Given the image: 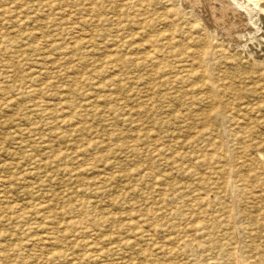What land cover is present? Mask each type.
I'll return each instance as SVG.
<instances>
[{
	"label": "rangeland",
	"instance_id": "rangeland-1",
	"mask_svg": "<svg viewBox=\"0 0 264 264\" xmlns=\"http://www.w3.org/2000/svg\"><path fill=\"white\" fill-rule=\"evenodd\" d=\"M66 1L0 0V264H264L263 7L240 0L246 22L226 34L191 28L176 0ZM140 1L147 17L177 13L147 28L183 51L158 74L127 61ZM204 46L220 48L205 61L235 121L192 88L202 67L188 50Z\"/></svg>",
	"mask_w": 264,
	"mask_h": 264
},
{
	"label": "bare ground",
	"instance_id": "bare-ground-1",
	"mask_svg": "<svg viewBox=\"0 0 264 264\" xmlns=\"http://www.w3.org/2000/svg\"><path fill=\"white\" fill-rule=\"evenodd\" d=\"M94 1H96V0H94ZM131 1V0H130ZM133 1V0H132ZM141 1H144V0H141ZM140 1V4H139V6L138 7H136V9H135V13H134V15L135 16H137L140 20H142V22H138V23H141V30H139V31H137V35L140 37V38H142V37H144V38H142V41H140V42H134V41H132V42H130L131 44H133V47H136L135 48V51H132V53L130 54V56L127 58V61H128V63L130 62L131 64H133V65H135V66H139L140 64L142 65V64H144V63H147V64H151V65H156V66H158L157 68H154V69H152V74H158V73H161L164 69H166V68H169V67H172V66H174L173 65V63H172V65L171 64H169V63H167V62H165L164 61V59L166 58V56H168V55H172V56H174V58H175V54H182V49H177V51H178V53H176V52H174L175 54H170V53H168V52H166V51H163L162 50V46H161V44H159L158 42L160 41V38H159V36H161V34H158V35H148L147 34V28H150L151 29V27H150V25H151V23H152V21H153V19L152 18H154L156 21H160L161 22V20L162 19H167V20H171L172 18H171V14L173 13V14H177L175 11H173L171 14H169L168 12H165V14H159V15H157V16H154V17H147V14L149 13V11L147 12V10H146V5H144V3L143 2H141ZM170 1V0H169ZM235 1H236V3H235ZM250 1H252L254 4H260L262 7H263V9H264V0H250ZM6 2V1H5ZM17 2V1H16ZM21 2V1H20ZM65 2H67L66 0H65ZM71 2V1H70ZM123 2V1H122ZM176 2H177V4H178V14L177 15H179V18L180 17H182V13H189V15H192L191 17H196V20L194 21V22H187V23H189L190 25H191V28H193V27H198V28H201V29H203V30H207V29H210V30H212V31H218V30H223L224 32H226V34H230L231 33V31H233V29H234V26L235 25H237V24H241L242 25V23H243V25H244V23L246 22L245 21V18L247 17V15H245V13L243 12V11H241V9L239 8V6H237V5H240L241 7H243L244 6V4H245V2H240V0L239 1H237V0H176ZM8 3H9V1H8ZM19 2H17L16 4H18ZM96 3V2H95ZM101 3V2H100ZM134 3H136V2H134ZM248 3V2H247ZM59 4H61L62 5V3H60V1H59ZM59 4H56L57 6L59 5ZM85 4V3H84ZM102 4V3H101ZM131 4V3H130ZM145 4H146V2H145ZM22 5V4H21ZM61 5H59V6H61ZM68 5V4H67ZM246 5H249V4H246ZM4 6V5H3ZM14 6V5H13ZM38 6V5H37ZM73 6V5H72ZM102 6H103V4H102ZM144 6V7H143ZM256 6H258V5H256ZM12 7V6H11ZM31 7H33V6H31ZM46 5H45V9H46ZM50 7V6H49ZM249 7V6H248ZM15 8H16V6H15ZM40 8V7H39ZM42 8V7H41ZM61 8V7H60ZM63 8V7H62ZM61 8V9H62ZM95 8V7H94ZM185 8L188 10V11H183V10H185ZM11 9V8H10ZM34 10H36L35 9V7L33 8ZM43 9V8H42ZM57 9V8H56ZM59 9V8H58ZM77 9H79V8H77ZM81 9H83V8H81ZM80 9V10H81ZM84 9H87V8H84ZM116 9V8H115ZM9 10V9H8ZM14 10H16V9H14ZM97 10V9H96ZM173 10V9H172ZM176 10V9H175ZM183 12H182V11ZM250 10V9H249ZM11 11H12V9H11ZM10 11V13H12ZM17 11V10H16ZM20 11V10H19ZM54 11V10H53ZM73 11V10H72ZM78 11V10H77ZM98 11H100V8L98 9ZM247 11V10H246ZM1 12V11H0ZM14 12V11H13ZM22 12V11H21ZM28 12V11H27ZM34 12V11H33ZM68 12V11H67ZM79 12H81V11H79ZM87 12V11H86ZM29 13V12H28ZM35 13V12H34ZM45 13V12H44ZM94 13H95V11H94ZM96 13H97V11H96ZM101 13V12H100ZM124 13H127V12H124ZM2 14H3V12H2ZM20 14V13H19ZM32 14V13H31ZM38 14V13H37ZM51 14H54V13H51ZM57 14H59L58 12H57ZM70 14V13H69ZM78 14V13H77ZM76 14V15H77ZM29 15H30V13H29ZM60 15H61V12H60ZM80 15V14H79ZM84 15V14H83ZM82 15V16H83ZM87 15V14H86ZM88 15H90V14H88ZM87 15V16H88ZM101 15V14H100ZM249 15V14H248ZM12 16V15H11ZM15 16V15H14ZM24 16V15H23ZM44 16V15H43ZM110 16V15H109ZM22 17V16H21ZM31 17V16H30ZM37 17V16H36ZM40 17H42V16H40ZM63 17H64V15H63ZM84 17V16H83ZM86 17V16H85ZM24 18V17H23ZM38 18V17H37ZM75 18H76V16H75ZM88 18V17H87ZM136 18V17H135ZM12 19V18H11ZM10 18H9V20H11ZM13 19H14V17H13ZM29 19V18H28ZM32 19V18H31ZM34 19V18H33ZM70 19V18H69ZM78 19V18H77ZM102 19V18H101ZM118 19V18H117ZM35 20H37V19H35ZM90 20V19H89ZM107 20V19H106ZM119 20V19H118ZM178 20V19H177ZM247 20V19H246ZM248 20H250L249 18H248ZM252 21H253V19H251ZM13 21V20H12ZM33 21V20H32ZM57 21H58V19H57ZM166 21V20H165ZM193 21V20H192ZM9 22V21H8ZM120 22H121V20H120ZM167 22V21H166ZM256 22H257V20H256ZM31 23V22H30ZM29 23V24H30ZM53 24H54V22H52ZM57 23V22H56ZM59 23V22H58ZM80 23V22H79ZM87 23V22H86ZM154 23V22H153ZM186 23V24H187ZM25 24V23H24ZM93 24V23H92ZM164 24V23H163ZM188 24V25H189ZM247 24V23H246ZM22 25V24H21ZM39 25V24H38ZM55 26V25H54ZM59 26V25H58ZM62 26V24H60V27ZM67 25H65L64 27H66ZM112 26V25H111ZM247 26V25H246ZM249 26V25H248ZM11 27V26H10ZM13 27V26H12ZM22 27V26H21ZM67 27H69V26H67ZM66 27V28H67ZM71 27V26H70ZM89 27H91V26H89ZM125 27V26H124ZM127 27V26H126ZM240 27V26H239ZM55 28V27H54ZM65 28V30H67ZM92 28V27H91ZM245 28H249V27H245ZM259 29H260V27H258ZM57 29V28H56ZM55 29V30H56ZM69 29V28H68ZM116 29V28H115ZM189 29V28H188ZM196 29V28H195ZM85 30V29H84ZM92 30V29H91ZM126 30V29H125ZM137 30H138V28H137ZM172 30V29H171ZM194 30V29H193ZM197 30V29H196ZM235 30V29H234ZM57 31V30H56ZM117 31V30H116ZM165 31V30H164ZM174 31V30H173ZM260 31V30H259ZM16 32V31H15ZM63 32H64V30H63ZM77 32V31H76ZM91 32V31H90ZM222 32V31H221ZM92 33V32H91ZM90 33V34H91ZM136 32H134L133 33V36H134V34H135ZM238 33V32H237ZM14 34V33H13ZM44 34V33H43ZM110 34V33H109ZM187 34V33H186ZM206 35V34H205ZM224 35V34H223ZM34 36V35H33ZM57 36V35H56ZM68 36V35H67ZM87 36V35H86ZM91 36V35H90ZM92 36H94V35H92ZM91 36V37H92ZM125 36H127V35H125ZM215 36V35H214ZM221 36V35H220ZM219 36V37H220ZM225 36V35H224ZM228 36V35H227ZM43 37V36H42ZM46 37V36H45ZM71 37V36H70ZM124 37V36H123ZM168 36H166V37H164V38H167ZM201 37V36H200ZM232 37V36H231ZM238 37V36H237ZM236 37V38H237ZM13 38V37H12ZM12 38H10V39H12ZM68 38H69V36H68ZM135 38V37H134ZM176 38V37H175ZM185 38V37H184ZM203 38V37H202ZM233 38V37H232ZM240 38V37H239ZM34 39V38H33ZM52 39H54V38H52ZM72 39V38H71ZM101 39V38H100ZM109 39V38H108ZM113 38H111V40H112ZM118 40H119V38H117ZM179 39V38H178ZM213 39V38H212ZM228 39H229V37H228ZM38 40V39H37ZM170 40V39H169ZM218 40H220V39H218ZM35 41V40H34ZM51 41V40H50ZM62 41V40H61ZM113 41V40H112ZM228 41H230V40H228ZM232 41V40H231ZM6 42V41H5ZM117 42V41H116ZM129 42V41H128ZM127 42V43H128ZM202 42V41H201ZM51 43V42H50ZM109 43V42H108ZM170 43V41L168 42V44ZM179 44H180V42H178ZM233 43V45L232 46H234L235 44H234V42H232ZM231 43V44H232ZM86 44V43H85ZM111 44H113V43H111ZM118 44V43H117ZM116 44V45H117ZM120 44V43H119ZM217 44V43H216ZM229 44V43H228ZM31 45H33V44H31ZM52 45H55V44H52ZM123 45V44H122ZM121 45V46H122ZM165 45H166V43H165ZM194 45V44H193ZM221 45V44H220ZM8 46V45H7ZM78 46H80V45H78ZM77 46V47H78ZM126 46V45H125ZM4 47H5V45H4ZM14 47V46H13ZM55 47H56V45H55ZM54 47V48H55ZM59 47V49H60V46H58ZM66 47V46H65ZM103 47H105L104 45H103ZM216 47V46H215ZM7 48V47H6ZM57 48V47H56ZM64 48V47H63ZM98 48V47H97ZM182 48V47H181ZM217 48V47H216ZM227 48V47H226ZM36 49V48H35ZM43 49V48H42ZM53 49V48H52ZM132 49V48H131ZM214 49V48H213ZM212 48L211 49H209L208 47H200L199 49L198 48H193V49H189L188 50V53H189V55H193V56H195L199 61V63H200V65L199 66H201L202 68L201 69H197V70H191V69H189L188 71H189V75H191V76H194L195 77V79L197 78L198 79V82L199 81H202L201 83H199V84H193V86H192V88L194 89V90H198V91H202V89L203 88H206L207 87V90H208V95L207 96H209L210 97V100H211V103L212 102H218L217 104L218 105H216L214 108H215V116L217 117V118H221V119H223V120H225V119H228L230 122L231 121H235L233 118H228L227 116H225L226 114H224L225 112H222V107H221V103H222V101H216V100H219V99H221V97H220V95H222V94H220L222 91H221V88H220V84L222 83V81H221V83L219 84V81H220V78L219 77H217V76H215L214 75V73H213V71H212V69H210V67H208V65L206 64V61H205V58H207L208 56H212V55H214L215 54V51H220V48H218V49H215V51L213 50ZM224 49V48H223ZM55 50V49H54ZM82 50H83V47H82ZM6 51L8 52V48L6 49ZM5 51V52H6ZM55 51H57V50H55ZM67 51V50H66ZM66 51H63V52H66ZM79 51V50H78ZM92 51V50H91ZM128 51V50H127ZM131 51V50H130ZM13 52V51H12ZM58 52V51H57ZM56 52V53H57ZM248 52V51H247ZM9 53V52H8ZM7 53V54H8ZM252 53V52H251ZM46 54V53H45ZM65 54V53H64ZM82 54V53H81ZM87 54V53H86ZM89 54V53H88ZM5 55V54H4ZM9 55V54H8ZM19 55H21V54H19ZM39 55V54H38ZM218 55V54H217ZM217 55H215V56H217ZM230 55V54H229ZM13 56V55H12ZM40 56V55H39ZM65 56V55H64ZM251 56H252V54H251ZM4 57V56H3ZM11 57V56H10ZM18 57V56H17ZM82 57H83V55H82ZM88 57V56H87ZM27 58V57H26ZM41 58V57H40ZM43 58V57H42ZM98 58V57H97ZM118 59L120 58V57H117ZM219 58V57H218ZM226 58V57H225ZM247 58V57H246ZM3 59V58H2ZM15 59V58H14ZM37 59V58H36ZM43 59H45V58H43ZM53 59V58H52ZM63 59V58H62ZM87 59V58H86ZM238 59H239V57H238ZM4 60V59H3ZM29 60V59H28ZM31 60V59H30ZM34 60V59H33ZM56 60V59H55ZM98 60V59H97ZM175 60H179L178 58H176ZM181 60V59H180ZM20 61H22V60H20ZM82 61H84V60H82ZM94 61H95V59H94ZM105 61H106V63H107V66H109V67H111L112 65H115L114 64V51H112L111 49H108L107 50V53L105 54ZM209 61V60H208ZM250 61V60H249ZM54 62V61H53ZM117 62V61H116ZM122 62V61H121ZM172 62V61H171ZM263 62V61H262ZM14 63V62H13ZM41 63V62H40ZM78 63V62H77ZM119 63V62H118ZM123 63V62H122ZM121 63V64H122ZM183 63V62H182ZM209 63V62H208ZM34 64V63H33ZM125 64V63H124ZM228 64V63H227ZM1 65V64H0ZM8 65V64H7ZM24 65H26V62H25V64ZM23 65V66H24ZM31 65V64H30ZM85 65H88V64H85ZM130 65V64H129ZM184 65V64H183ZM10 66V65H9ZM35 66V65H34ZM33 66V67H34ZM40 66V65H39ZM122 66V65H121ZM145 66V65H144ZM28 67V66H27ZM27 67H25V68H27ZM119 67H120V65H119ZM149 67V66H148ZM1 68V67H0ZM69 68V67H68ZM67 68V69H68ZM113 68V67H112ZM121 68V67H120ZM151 68V67H150ZM215 68V67H214ZM217 68H218V65H217ZM216 68V69H217ZM223 68V67H222ZM2 69V68H1ZM0 69V70H1ZM6 69H8V67H6ZM10 69H11V67H10ZM23 69V68H22ZM29 69V68H28ZM72 69V68H71ZM93 69V68H92ZM107 68H105L104 70H106ZM111 69V68H110ZM109 69V71H111ZM136 69V68H135ZM141 69V68H140ZM146 69V68H145ZM2 70H4V69H2ZM25 70H27V69H25ZM116 70V69H115ZM125 70V69H124ZM127 70V69H126ZM222 70H224V69H222ZM7 71H9V70H7ZM108 71V72H109ZM131 72H132V69L130 70ZM141 71V70H140ZM187 71V70H186ZM214 71H216V70H214ZM33 72V71H32ZM47 72V71H46ZM71 72V71H70ZM105 72V71H104ZM106 72H107V70H106ZM115 72V71H114ZM126 72V71H125ZM134 72V71H133ZM218 72H220V71H218ZM12 73H14V72H12ZM31 73V72H30ZM34 73H36V72H34ZM43 73V72H42ZM91 73V72H90ZM96 73H97V75H98V73H100L99 71H96ZM95 73V74H96ZM102 73V72H101ZM111 73V72H110ZM151 73V72H150ZM149 73V74H150ZM164 73V72H163ZM162 73V74H163ZM27 74V73H26ZM32 74V73H31ZM103 74V73H102ZM115 74V73H114ZM117 74V73H116ZM127 74H129V73H127ZM135 74V73H134ZM6 75V74H5ZM14 74H12V76H13ZM28 75V74H27ZM43 75V74H42ZM136 75V74H135ZM164 75H166V74H164ZM184 75V74H183ZM3 76V75H2ZM11 76V75H10ZM31 76V75H30ZM159 76V75H158ZM185 76V75H184ZM32 77V76H31ZM64 77V76H63ZM2 78V80H4L3 78H5L4 76L3 77H1ZM11 78H13V77H11ZM34 78H36V77H34ZM135 78V77H134ZM149 78H151V77H149ZM153 78V77H152ZM191 78V77H190ZM257 78H258V76H257ZM264 78V77H263ZM16 79V78H15ZM193 79V78H192ZM196 79V80H197ZM255 79V78H254ZM37 80V79H36ZM123 80V79H122ZM148 80H150V79H148ZM167 80V79H166ZM174 80V79H173ZM187 80V79H186ZM190 80V79H189ZM259 80H261V79H259ZM7 81V80H6ZM42 81V80H41ZM172 81V80H171ZM232 81V80H231ZM34 82V81H33ZM38 82V81H37ZM36 82V83H37ZM139 82H140V79H139ZM145 82V81H144ZM161 82V81H160ZM175 82V81H174ZM224 82V81H223ZM264 82V81H263ZM36 83H35V85H36ZM40 83V82H39ZM38 83V84H39ZM43 83V82H42ZM45 83V82H44ZM130 83V82H129ZM152 83V82H151ZM166 83V82H165ZM230 83H232V82H230ZM256 83H258V82H256ZM33 84V83H32ZM31 84V85H32ZM96 84V83H95ZM192 84V83H191ZM223 84V83H222ZM221 84V85H222ZM25 85V84H24ZM34 85V84H33ZM32 85V86H33ZM155 85V84H154ZM177 85V84H176ZM175 85V86H176ZM206 85V86H205ZM226 86H227V84H225ZM23 86V85H22ZM30 86V85H29ZM110 86V85H109ZM168 86H170V85H168ZM182 86V85H181ZM203 86H205V87H203ZM255 86V85H254ZM4 87V86H3ZM26 87V86H25ZM24 87V88H25ZM28 87V86H27ZM36 87H38V86H36ZM160 87V86H159ZM228 87V86H227ZM2 88V87H1ZM46 88V87H45ZM45 88H43V89H45ZM127 88H129V87H127ZM152 88V87H151ZM175 88V87H174ZM3 89V88H2ZM13 89H14V87H13ZM106 89V88H105ZM145 89V88H144ZM187 89V88H186ZM255 89V88H254ZM4 90V89H3ZM46 90V89H45ZM77 90V89H76ZM115 90V89H114ZM164 90V89H163ZM174 90V89H173ZM206 90V91H207ZM14 91H16V90H14ZM44 91V90H43ZM47 91V90H46ZM96 91V90H95ZM99 91V90H98ZM121 91V90H120ZM159 91V90H158ZM231 91V90H230ZM257 91V90H256ZM24 92H26V91H24ZM24 92H23V94H24ZM30 92V91H29ZM28 92V93H29ZM94 92V91H93ZM116 92V91H115ZM204 92V91H203ZM226 92V91H225ZM16 93V92H15ZM20 92H18L17 94H19ZM32 93H33V90H32ZM35 93H37V92H35ZM125 93V92H124ZM153 93V92H152ZM5 94V93H4ZM21 94V93H20ZM34 94V93H33ZM233 94V93H232ZM25 95V94H24ZM23 95V96H24ZM27 95V94H26ZM32 95V94H31ZM31 95H29L28 94V96H30L31 97ZM35 95V94H34ZM37 95V94H36ZM87 95V94H86ZM226 95V94H225ZM243 95V94H242ZM55 96V95H54ZM57 96V95H56ZM55 96V97H56ZM95 96V95H94ZM233 96V95H232ZM250 96H252V95H250ZM21 97L22 96H20V99H21ZM34 97V96H33ZM38 97V96H37ZM43 97V96H42ZM63 97V96H62ZM61 97V98H62ZM129 97V96H128ZM131 97V96H130ZM148 97V96H147ZM160 97H162V95L160 96ZM18 98H19V96H18ZM58 98V97H57ZM88 98V97H87ZM165 98V97H164ZM30 99H32V98H30ZM40 99V98H39ZM38 99V100H39ZM50 99V98H49ZM55 99V98H54ZM150 99V98H149ZM227 99V98H226ZM47 100V99H46ZM63 100H65V99H63ZM175 100V99H174ZM196 100V99H195ZM209 100V101H210ZM53 101V100H52ZM103 101V100H102ZM130 101V100H129ZM150 101V100H149ZM176 101V100H175ZM185 101V100H184ZM205 101H207V100H205ZM244 101V100H243ZM39 102V101H38ZM37 102V103H38ZM131 102V101H130ZM155 102V101H154ZM241 102H242V100H241ZM88 103V102H87ZM195 104V103H194ZM202 103H200L199 105H201ZM259 104V103H258ZM65 105H66V103H65ZM100 105V104H99ZM116 105V104H115ZM237 105V104H236ZM54 106V105H53ZM87 106V105H86ZM90 106H92V105H90ZM124 106V105H123ZM132 106V105H131ZM197 106V105H196ZM69 107V106H68ZM73 107V106H72ZM79 107V106H78ZM70 108H71V106H70ZM92 108V107H91ZM113 108H115V107H113ZM112 108V109H113ZM236 108V107H235ZM138 109V108H137ZM178 109V108H177ZM41 110V109H40ZM235 110V109H234ZM257 110H259V109H257ZM89 111V110H88ZM145 111V110H144ZM190 111V110H189ZM194 111V110H193ZM198 111V110H197ZM229 111V110H228ZM148 112V111H147ZM146 112V113H147ZM261 112V111H260ZM259 112V113H260ZM114 113V112H113ZM143 113H145V112H143ZM229 113H231V112H229ZM235 113V112H234ZM254 113H255V111H254ZM78 114V113H77ZM136 114V113H135ZM209 114V113H208ZM228 114V113H227ZM258 114V113H257ZM263 114V113H262ZM62 115V114H61ZM229 115V114H228ZM236 115V114H235ZM240 115V114H239ZM249 115V114H248ZM44 116H45V114H44ZM46 117H47V115H46ZM226 117V118H225ZM241 117V116H240ZM261 117V116H260ZM189 118H190V116H189ZM206 118V117H205ZM214 118V117H213ZM119 119V118H118ZM83 120V119H82ZM257 120V119H256ZM61 121H62V119H61ZM69 121V120H68ZM90 121H91V119H90ZM119 121H120V119H119ZM204 121H205V119H204ZM239 121V120H238ZM258 121V120H257ZM67 122V121H66ZM74 122V121H73ZM209 122V121H208ZM241 122V121H240ZM165 123V122H164ZM167 123V122H166ZM179 123V122H178ZM212 123V122H211ZM220 123V122H219ZM236 123H238L239 124V122H237V120H236ZM235 123V124H236ZM250 123V122H249ZM68 124V123H67ZM158 124V123H157ZM160 124V123H159ZM163 124V123H162ZM237 124V125H238ZM241 124H243V123H241ZM241 124H239L237 127H238V129H237V132L240 130L241 131V129H243L244 127H242L241 126ZM167 125V124H166ZM171 125V124H170ZM227 125H228V123H227ZM231 125V124H230ZM50 126V125H49ZM74 126V125H73ZM171 126H174V125H171ZM248 126V125H247ZM164 127V126H163ZM233 127V126H232ZM236 127V128H237ZM35 128V127H34ZM227 128V127H226ZM230 128V127H229ZM245 128H247L246 127V125H245ZM263 128V127H262ZM36 129V128H35ZM40 129V128H39ZM171 129V128H170ZM166 130V129H165ZM231 130V129H230ZM23 131V130H22ZM21 131V132H22ZM35 131V130H34ZM37 131V130H36ZM77 131V130H76ZM236 131V130H235ZM20 132V133H21ZM78 132V131H77ZM80 132V131H79ZM233 132V131H232ZM237 132H234L235 134L237 133ZM92 133V132H91ZM179 134V133H178ZM181 134V133H180ZM198 134V133H197ZM228 134H230V133H228ZM67 135V134H66ZM186 135V138H187V134H185ZM195 135V134H194ZM243 135V134H242ZM55 136V135H54ZM156 136V135H155ZM183 136V135H182ZM181 136V137H182ZM244 136V135H243ZM253 136V135H252ZM245 137V136H244ZM251 137V136H250ZM93 138H94V136H93ZM234 139V138H233ZM145 140V139H144ZM241 141V140H240ZM156 142V141H155ZM162 142V141H161ZM181 143V142H180ZM246 143V142H245ZM74 144V143H73ZM70 146V145H69ZM74 147V146H73ZM80 147V146H79ZM162 147V146H161ZM177 147V146H176ZM229 147H231V145L229 146ZM228 147V148H229ZM245 148H246V146H245ZM88 149V148H87ZM227 149V148H226ZM177 150V149H176ZM243 150V149H242ZM164 150H162V152H163ZM227 151H229V149L227 150ZM246 152V151H245ZM83 153V152H82ZM86 153V152H85ZM81 154V153H80ZM163 154V153H162ZM250 154V153H249ZM259 154V153H258ZM51 155V154H50ZM74 156V155H73ZM66 157V156H65ZM64 157V158H65ZM69 157H71V156H69ZM108 157V156H107ZM52 158V157H51ZM57 158V157H56ZM105 158V157H104ZM234 156H233V154L232 153H230V152H227L226 153V157H225V160H226V162L227 163H230V164H232V162H233V160H234ZM257 158V157H256ZM61 159V158H60ZM67 159H70V158H67ZM60 161V160H59ZM57 162H58V159H57ZM62 164H64V163H62ZM170 165V164H169ZM51 166V165H50ZM54 166V165H53ZM153 166V165H152ZM233 167H232V170H233V172H234V174H236V175H238L239 174V169L238 168H235L234 167V164L232 165ZM230 182V181H229ZM229 182H226L227 183V185H228V183ZM232 184V183H231ZM226 185V186H227ZM229 187V186H228ZM228 187H226V188H228ZM230 188V187H229ZM233 189V188H232ZM235 189V188H234ZM231 190V189H230ZM12 209V208H11ZM235 209V208H234ZM15 210H16V208H15ZM235 211V210H234ZM235 264H247L246 263V261L245 260H243V259H236L235 260Z\"/></svg>",
	"mask_w": 264,
	"mask_h": 264
}]
</instances>
